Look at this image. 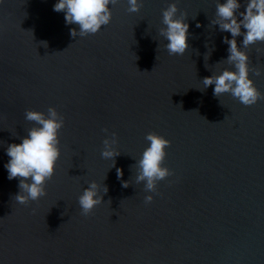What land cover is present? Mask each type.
<instances>
[{
	"label": "water",
	"instance_id": "obj_1",
	"mask_svg": "<svg viewBox=\"0 0 264 264\" xmlns=\"http://www.w3.org/2000/svg\"><path fill=\"white\" fill-rule=\"evenodd\" d=\"M57 2L0 0V264H264V42L247 49L262 96L245 106L214 96V84L200 90L204 77L233 67L217 65L232 38L212 24L224 0H142L135 13L119 0L109 24L75 38L78 25ZM173 2L190 26L182 56L160 35ZM50 107L65 121L61 156L46 195L19 204L6 149L36 126L27 110ZM113 132L114 167L101 155ZM149 132L171 141L164 166L173 174L153 193L134 166ZM93 180L108 192L85 216L79 196Z\"/></svg>",
	"mask_w": 264,
	"mask_h": 264
},
{
	"label": "clouds",
	"instance_id": "obj_2",
	"mask_svg": "<svg viewBox=\"0 0 264 264\" xmlns=\"http://www.w3.org/2000/svg\"><path fill=\"white\" fill-rule=\"evenodd\" d=\"M117 3L119 0H58L54 5V11L66 13V24L78 25V30L71 29L70 35L73 38L84 37L97 33L102 26L111 22L112 8L110 6ZM128 5V12L135 13L140 11L143 3L142 0H128ZM241 6L240 0H224L217 4L212 24H218L221 31L230 32L232 36L231 39L224 37V43L229 45V55L217 65L222 66L226 62L233 67H224L218 74L213 73L204 77L203 89L200 90H206L214 84V96L220 97L224 93H231L241 104L250 106L262 96L254 79L250 76L252 69L247 49L257 42H264V0H247L246 10L238 12ZM178 11V5L175 2L163 10L162 23L165 27L160 29V35L167 41L164 47L169 55L182 56L190 47V26L185 19L186 13L177 16ZM199 26L197 24V27ZM241 35H243L242 45L237 39ZM41 43L47 47L46 42L41 41ZM207 59L208 55L205 61ZM255 71L257 76L261 74L260 69L257 68ZM25 118L35 122L36 126L28 130V134L21 143H11L6 149L10 157L5 164L8 178L20 180L18 185L20 191L13 197L19 204H27L46 195L47 181L54 175L57 161L61 156L60 129L65 123L56 107H50L47 114L29 109ZM145 139L150 143L134 165L137 169L136 182H145L144 190L153 193L157 190L159 181L173 174L171 169L164 166L167 148L171 141L156 132H149ZM103 144L101 155L105 159H111L114 167L115 157L120 154L114 147L118 144L117 134L111 133L104 139ZM122 177V169H117V178ZM128 186L129 182L123 181L122 187ZM107 192L106 185H103V191H101V184L93 180L79 196L82 215L91 214L97 205L104 202L103 198ZM144 199L148 204L153 201L154 196L149 194Z\"/></svg>",
	"mask_w": 264,
	"mask_h": 264
}]
</instances>
